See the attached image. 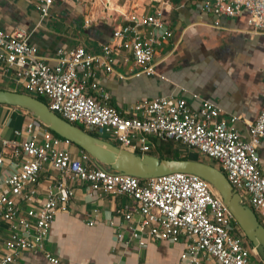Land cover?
Here are the masks:
<instances>
[{
  "label": "built area",
  "instance_id": "obj_1",
  "mask_svg": "<svg viewBox=\"0 0 264 264\" xmlns=\"http://www.w3.org/2000/svg\"><path fill=\"white\" fill-rule=\"evenodd\" d=\"M33 1L43 17L55 2ZM196 1L202 11L217 18H233L246 10L253 31L264 32V0ZM125 18L129 22L114 29L100 53L83 46L60 47L53 58L38 52L32 32L0 28V78L13 77L15 91L44 97L64 119L89 131L106 132L108 141L121 148L149 154L158 142L174 141L197 150L227 176L242 203L264 224L260 155L264 106L256 120L248 122L247 135L236 126L239 116L227 118L221 106L197 93L191 94L199 101L196 108L186 96L171 94L141 99L124 114L111 105V93L100 82L97 69L124 79L127 75L115 67L123 62L137 68L132 76H154L158 50L173 37L162 8ZM28 114L24 129L14 130L12 139L0 140V225L5 228L0 264H15L26 251L44 254L50 264H65L47 249V240L56 216L71 211L81 187L91 198L115 194L131 200L118 205L107 220L118 240L129 232L126 242L139 248L149 239L183 242L177 264H264L222 197L204 178L186 172L140 178L110 170L83 149L74 156L68 148L75 144L72 140ZM7 153L11 172L6 171ZM100 217L99 208H93L86 222L94 226Z\"/></svg>",
  "mask_w": 264,
  "mask_h": 264
},
{
  "label": "crops",
  "instance_id": "obj_2",
  "mask_svg": "<svg viewBox=\"0 0 264 264\" xmlns=\"http://www.w3.org/2000/svg\"><path fill=\"white\" fill-rule=\"evenodd\" d=\"M102 1L55 0L49 15L43 17L33 0H0V28L32 32L31 42L49 58L60 47L83 46L90 53H100L114 29L129 22L125 15L140 16L162 8L173 37L158 50L156 75L132 76L137 68L123 62L115 67L127 75L124 79L102 67L97 69L100 82L111 93V105L127 114L141 99L173 94L186 96L196 108L199 101L191 94L197 93L221 106L227 118L239 116L236 126L248 134V122L255 121L264 106V32L253 31L246 10L233 18H217L202 11L196 0ZM12 78H0V88L15 90ZM30 116L23 108L0 104V140L12 139L14 130L24 129ZM157 146L150 153L159 157L154 154ZM68 148L74 156L81 154L82 148L76 144ZM191 152L187 157L199 159L198 153ZM260 155L264 160V141ZM6 157V171L11 172V154ZM122 203L132 202L115 194L91 198L84 188H78L71 211L56 216L47 249L65 264H177L183 242L149 239L139 248L135 242H126L129 232H124L123 239L116 238L107 220ZM93 208H99L101 217L91 226L86 217ZM4 234L5 228L0 225V239ZM254 261L260 263V258ZM15 264L50 263L40 252L26 251Z\"/></svg>",
  "mask_w": 264,
  "mask_h": 264
},
{
  "label": "water",
  "instance_id": "obj_3",
  "mask_svg": "<svg viewBox=\"0 0 264 264\" xmlns=\"http://www.w3.org/2000/svg\"><path fill=\"white\" fill-rule=\"evenodd\" d=\"M0 104L27 110L56 134L80 146L101 166L107 165L119 173L149 178L173 172H186L204 178L222 197L264 263V224L249 205L242 203L240 194L218 167L197 159L160 158L121 148L69 122L52 111L46 102L24 92L0 88Z\"/></svg>",
  "mask_w": 264,
  "mask_h": 264
},
{
  "label": "rangeland",
  "instance_id": "obj_4",
  "mask_svg": "<svg viewBox=\"0 0 264 264\" xmlns=\"http://www.w3.org/2000/svg\"><path fill=\"white\" fill-rule=\"evenodd\" d=\"M99 1L101 2L102 0H99ZM104 1L107 2L109 0H104ZM112 1L124 3V0H112ZM10 90H14V89H10ZM11 106H13V105H11ZM77 125H79V124H77ZM98 136L100 138H102V139H105V140H109L110 139V137L108 136V134L106 132L98 133ZM157 145H158L157 146L158 148L156 149L154 154L159 155V156H161V155L170 156V155H173V154H181V155L187 157V156L191 155V153H192L191 151H194V152L198 153L199 160L208 161V162L212 163L211 159H209L206 156H204L203 154L199 153L197 150H195V149L191 150V149L185 147L183 144L178 143V142H174V141H166V142H162V143L158 142ZM107 168L112 170L109 166H107ZM258 218L260 219L261 222L263 221L260 216H258ZM242 232H243V230H242ZM245 237H246V235H245ZM246 241L249 243V240H248L247 237H246Z\"/></svg>",
  "mask_w": 264,
  "mask_h": 264
},
{
  "label": "trees",
  "instance_id": "obj_5",
  "mask_svg": "<svg viewBox=\"0 0 264 264\" xmlns=\"http://www.w3.org/2000/svg\"><path fill=\"white\" fill-rule=\"evenodd\" d=\"M18 91H20V92H24L22 89H20V90H18ZM37 98H39L40 100L46 102V99H45L44 97L39 96V97H37ZM46 103H47V102H46ZM78 126L81 127L82 129L86 130L85 127H84L82 124H79ZM87 131H88L89 133L95 135V136H98V132H96V131H89V130H87ZM98 137H99V136H98ZM161 143H162V142H161ZM149 154L153 155V153H149ZM159 157H160V158L190 159L189 157H186V156H183V157H177V154H173V155H170V156L161 155V156H159ZM191 159H197V160H199L198 158H191ZM206 162H208V161H206ZM209 163H211V162H209ZM211 164H214V163L212 162Z\"/></svg>",
  "mask_w": 264,
  "mask_h": 264
}]
</instances>
